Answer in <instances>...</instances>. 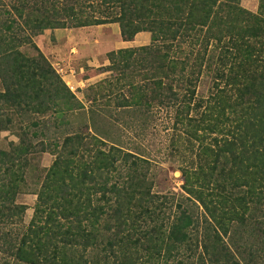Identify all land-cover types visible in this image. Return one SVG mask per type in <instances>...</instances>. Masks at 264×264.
Instances as JSON below:
<instances>
[{"label":"trees","instance_id":"16d2710c","mask_svg":"<svg viewBox=\"0 0 264 264\" xmlns=\"http://www.w3.org/2000/svg\"><path fill=\"white\" fill-rule=\"evenodd\" d=\"M239 3L14 0L8 10L0 2V133L14 129L18 138L0 148L3 264H240L233 236L264 243V0L255 13ZM112 23L123 41L140 32L151 41L108 53L109 67L154 61L135 72L140 83L132 70L116 73L129 95L119 105L179 101L176 121L194 158L178 168L176 197L153 190L147 160L107 147L96 132L89 142L77 132L50 141L48 123L58 131L81 105L32 37ZM24 44L30 55L19 50ZM203 72L213 81L206 98L196 95ZM49 112L52 122L38 120ZM33 151L55 157L24 229L16 200Z\"/></svg>","mask_w":264,"mask_h":264},{"label":"rangeland","instance_id":"374dc122","mask_svg":"<svg viewBox=\"0 0 264 264\" xmlns=\"http://www.w3.org/2000/svg\"><path fill=\"white\" fill-rule=\"evenodd\" d=\"M13 1L0 0L2 6H6L8 10ZM239 4L242 8L255 13L258 0H240ZM91 11L93 12L92 9L85 8L84 15L91 14ZM150 41L148 32H140L131 40L123 41L118 24L112 23L81 28L68 26L45 29L40 35L32 37L31 43L39 49L81 105L67 114L64 120L69 124L63 123L65 126L58 128V131L48 123L50 141L55 139L58 142L64 135L77 132L85 136V141L89 142L90 136L96 132L94 135L107 147L115 145L123 152L147 160L155 183L153 190L157 194L168 196L174 194L176 197L182 193V180L178 168L183 166L188 168L189 161L194 158V155L192 157L185 148L188 143L183 126L176 121V107L179 101L174 106H159L153 103L149 109L141 106H120L121 97L128 98L129 95L126 89L115 83L116 73L132 70L134 77L131 82L134 83L135 79H138L140 83V78H135V72L140 71L144 63L148 66L153 65L154 61H135L128 65L109 67L111 64L107 60L108 53L112 51L147 46ZM29 45L24 44L19 50L30 55L32 49ZM201 75L196 95L206 98L213 90V81L209 73L203 72ZM54 116L49 112L37 118L52 122ZM192 116L193 114L189 113V117ZM94 128L97 131H94ZM40 140L42 138L37 141ZM11 142H18L16 130L0 133L1 149L8 148ZM54 157L49 151L46 153L33 151L28 156L30 164L26 170L24 185L16 200L18 205L24 206L22 223L19 224L25 227L24 229L33 216L34 207L38 203L37 193ZM197 214L203 225V210L200 208ZM224 241L229 246L228 237H224ZM233 241L235 246L230 244L229 247L236 262L264 264V243L243 233L233 236ZM4 261L5 257L0 252V264Z\"/></svg>","mask_w":264,"mask_h":264},{"label":"crops","instance_id":"0c3cea01","mask_svg":"<svg viewBox=\"0 0 264 264\" xmlns=\"http://www.w3.org/2000/svg\"><path fill=\"white\" fill-rule=\"evenodd\" d=\"M131 48V47H130ZM126 49H129V48H126Z\"/></svg>","mask_w":264,"mask_h":264}]
</instances>
